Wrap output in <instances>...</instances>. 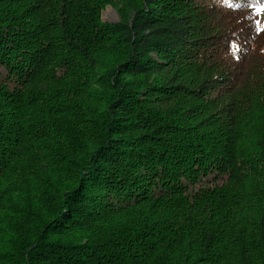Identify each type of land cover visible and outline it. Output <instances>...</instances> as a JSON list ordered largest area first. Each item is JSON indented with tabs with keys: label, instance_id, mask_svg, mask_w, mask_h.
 <instances>
[{
	"label": "trees",
	"instance_id": "16d2710c",
	"mask_svg": "<svg viewBox=\"0 0 264 264\" xmlns=\"http://www.w3.org/2000/svg\"><path fill=\"white\" fill-rule=\"evenodd\" d=\"M257 7L0 0V264H264Z\"/></svg>",
	"mask_w": 264,
	"mask_h": 264
},
{
	"label": "rangeland",
	"instance_id": "374dc122",
	"mask_svg": "<svg viewBox=\"0 0 264 264\" xmlns=\"http://www.w3.org/2000/svg\"><path fill=\"white\" fill-rule=\"evenodd\" d=\"M102 19L106 22L119 20V15L117 10L112 5H107L102 10ZM258 24L259 27L264 26V11L258 12Z\"/></svg>",
	"mask_w": 264,
	"mask_h": 264
},
{
	"label": "snow or ice",
	"instance_id": "6c2138e0",
	"mask_svg": "<svg viewBox=\"0 0 264 264\" xmlns=\"http://www.w3.org/2000/svg\"><path fill=\"white\" fill-rule=\"evenodd\" d=\"M255 3H261V2H264V0H254ZM256 11L257 12H261V11H264V8H261V7H257L256 8ZM257 31H259V29L257 28Z\"/></svg>",
	"mask_w": 264,
	"mask_h": 264
},
{
	"label": "water",
	"instance_id": "95a60500",
	"mask_svg": "<svg viewBox=\"0 0 264 264\" xmlns=\"http://www.w3.org/2000/svg\"><path fill=\"white\" fill-rule=\"evenodd\" d=\"M118 20H115V21H110V22H117Z\"/></svg>",
	"mask_w": 264,
	"mask_h": 264
}]
</instances>
